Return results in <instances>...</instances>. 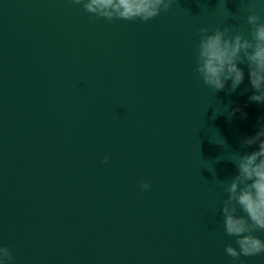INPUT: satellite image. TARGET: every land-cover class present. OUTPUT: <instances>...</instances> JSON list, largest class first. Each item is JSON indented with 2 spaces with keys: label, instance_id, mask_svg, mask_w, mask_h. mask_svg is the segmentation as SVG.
<instances>
[{
  "label": "water",
  "instance_id": "95a60500",
  "mask_svg": "<svg viewBox=\"0 0 264 264\" xmlns=\"http://www.w3.org/2000/svg\"><path fill=\"white\" fill-rule=\"evenodd\" d=\"M250 3L178 0L133 22L0 0V244L16 264H234L214 181L236 174L232 151L255 150L240 141L264 104L246 68L234 92L198 81L193 45L200 27L246 32Z\"/></svg>",
  "mask_w": 264,
  "mask_h": 264
},
{
  "label": "clouds",
  "instance_id": "9594fccd",
  "mask_svg": "<svg viewBox=\"0 0 264 264\" xmlns=\"http://www.w3.org/2000/svg\"><path fill=\"white\" fill-rule=\"evenodd\" d=\"M84 11L98 19L148 22L162 12H169L178 0H71ZM251 0L246 17L247 31H236L231 26L200 27L198 39L193 45L195 78L213 92L223 91L231 82L234 92L244 82L245 68L249 84L254 90L248 97L250 103L264 104V19ZM244 66V67H241ZM241 109L232 110L230 115ZM224 144L226 142L224 141ZM242 149L255 146V150L233 152L231 159L236 174L228 180H215L225 198L219 201V213L223 218V231L233 242L225 244V254L235 262L240 257L264 254V239L256 232H264V124L255 134L240 141ZM223 159L217 158V162ZM103 163H109L105 157ZM213 175L215 172L213 171ZM142 192L151 190L149 181H140ZM242 213V214H241ZM235 245V246H234ZM0 264H16L12 249L0 244Z\"/></svg>",
  "mask_w": 264,
  "mask_h": 264
}]
</instances>
